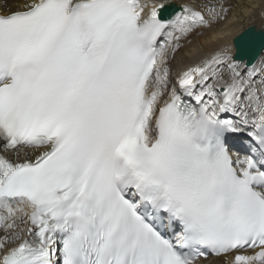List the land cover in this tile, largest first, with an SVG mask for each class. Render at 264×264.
<instances>
[{"label": "snow or ice", "instance_id": "snow-or-ice-1", "mask_svg": "<svg viewBox=\"0 0 264 264\" xmlns=\"http://www.w3.org/2000/svg\"><path fill=\"white\" fill-rule=\"evenodd\" d=\"M230 8L0 0V264H264V31L172 67Z\"/></svg>", "mask_w": 264, "mask_h": 264}, {"label": "bare ground", "instance_id": "bare-ground-1", "mask_svg": "<svg viewBox=\"0 0 264 264\" xmlns=\"http://www.w3.org/2000/svg\"><path fill=\"white\" fill-rule=\"evenodd\" d=\"M192 3L194 0H185ZM231 5L228 18L213 29L201 30L183 41V48L172 61L174 72L194 64L205 52L224 47L249 26L264 30V0H228ZM252 17V19H249ZM225 258H210L202 264H224Z\"/></svg>", "mask_w": 264, "mask_h": 264}, {"label": "water", "instance_id": "water-1", "mask_svg": "<svg viewBox=\"0 0 264 264\" xmlns=\"http://www.w3.org/2000/svg\"><path fill=\"white\" fill-rule=\"evenodd\" d=\"M253 28L255 29L256 32L264 31V30H262V29H259L256 25L249 26L247 29L250 30V29H253ZM234 39H235V38H234Z\"/></svg>", "mask_w": 264, "mask_h": 264}]
</instances>
